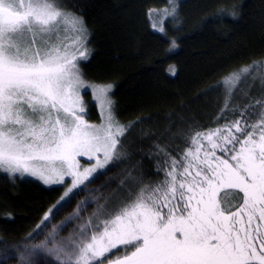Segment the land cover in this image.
Masks as SVG:
<instances>
[{"label": "snow or ice", "instance_id": "1", "mask_svg": "<svg viewBox=\"0 0 264 264\" xmlns=\"http://www.w3.org/2000/svg\"><path fill=\"white\" fill-rule=\"evenodd\" d=\"M68 23L57 0H0V171L46 185L71 177L57 211L117 156L126 131L110 112L100 126L81 115L77 60L86 54L70 51ZM71 23L84 32L82 22ZM232 75L237 84L227 92L221 116L231 111L240 118L196 133L195 152L172 159L155 185L139 187L142 181L129 173L121 181L127 194L114 208L100 205L58 248L46 249L57 264H105L102 258L108 264H264V76L259 97L230 107L240 81ZM202 140L210 147L201 158ZM99 153L103 159L94 167L79 170L78 156ZM54 214L50 209L37 228ZM117 249L122 255H107Z\"/></svg>", "mask_w": 264, "mask_h": 264}, {"label": "trees", "instance_id": "2", "mask_svg": "<svg viewBox=\"0 0 264 264\" xmlns=\"http://www.w3.org/2000/svg\"><path fill=\"white\" fill-rule=\"evenodd\" d=\"M57 3L82 22L86 58L78 62L80 78L89 86L109 88L113 117L126 131L114 162L74 191L58 211L54 206L61 187L0 175V264H57L46 249L58 248L100 205L114 208L127 194L121 181L129 173L142 181L139 187L155 185L172 159L182 161L186 152H195L191 141L196 133L239 119V112L221 116L226 94L237 84L233 73L240 81L230 107L261 95L264 0ZM84 99L88 119L98 121L89 92ZM201 144L202 158L210 146ZM221 196L234 202L228 192ZM50 209L55 214L37 228ZM68 217L72 219L62 224ZM113 253L107 255H122L119 249Z\"/></svg>", "mask_w": 264, "mask_h": 264}, {"label": "rangeland", "instance_id": "3", "mask_svg": "<svg viewBox=\"0 0 264 264\" xmlns=\"http://www.w3.org/2000/svg\"><path fill=\"white\" fill-rule=\"evenodd\" d=\"M169 12H170V10L164 11L162 13V16H164V17L167 16ZM66 15L68 16V19H69V23L67 25H65V27L67 28V33H66V35L68 37L67 43L70 46V51H75L77 48L81 51L83 49V41H84L83 35L81 33L77 32V31H74L73 30V25L71 23L72 20H77V21H79V20L74 18V17H72V16H69V14H67V13H66ZM160 16H161V13H160L159 17ZM79 60L80 59L77 60V65H78ZM81 80H82V78H81ZM101 88L104 89V92L100 91ZM77 92H78V95H79V99L81 101V107L84 110L81 113V115H83V117H84V119L86 120L87 123L92 124V125H96V126H100L102 124H105L107 122V117H108V114L110 112L111 116L113 118V121L116 124H118L117 121L114 119L112 111H111V101H110V98H109V88L104 87V86H99V87L89 86V84L85 83L82 80V83L77 88ZM85 92H89L90 93L91 98H92V100L94 101V103L96 105V109H97L98 115H99V119L96 122L90 121L88 119L87 105H86V102H85V99H84ZM118 125L121 126L120 124H118ZM121 127H123V126H121ZM121 137H120V140H121ZM119 145H120V143H119ZM119 145H118V150H119ZM116 157H114L112 161H110L107 165H105L104 168L97 169L96 172L92 173V175L89 177V179L92 178L93 176H95L96 174L102 172L107 167H109L114 162ZM97 158L103 159V154L99 153V154H97L96 157H93L92 159H89L88 156H78L77 160L79 161V165H80L79 170L83 171L85 168L94 167L95 164H96V159ZM0 175H5V176H8L10 178L31 179V180H34V181L40 183L41 185H43L44 187H47V188L59 186L62 189V196H64V193L68 190V188H71V186H72V178L69 177V176H65L63 184H49V185H46L42 181H40L39 179H37L35 177H32V176H29L27 174H25L24 176H21L19 173L10 175V174H8V173H6L4 171H0ZM87 181H85V182H87ZM81 186H79V187H81ZM77 189H74L73 192L76 191ZM105 264H108V261H106Z\"/></svg>", "mask_w": 264, "mask_h": 264}]
</instances>
